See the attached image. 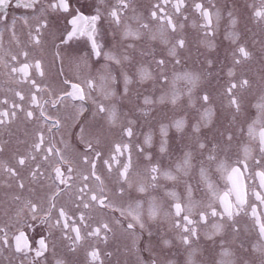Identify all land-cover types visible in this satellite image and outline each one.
<instances>
[{
	"label": "snow or ice",
	"instance_id": "6c2138e0",
	"mask_svg": "<svg viewBox=\"0 0 264 264\" xmlns=\"http://www.w3.org/2000/svg\"><path fill=\"white\" fill-rule=\"evenodd\" d=\"M10 2L0 0V13ZM88 6L81 4L73 9L70 0H16V8L27 12L19 18L22 28L26 29V40L20 39L16 19L6 24L5 30L10 32V45H15L18 51L4 48L0 31V68L4 69L7 82L16 85L6 89L13 98L6 95L0 99V131H8L19 114L32 122L34 128L32 142L23 152H11L9 142L0 140V154L11 152L7 158L0 155L3 186L18 190L11 196L14 215L0 225V264L17 261L18 264H105L99 245L107 244L109 234H115L114 227L131 240L128 251L136 255L135 264H205L198 244L200 226L209 240L223 237L231 229L232 239L219 241V259L212 264H254L245 255L248 248L239 241L241 228L237 218L241 216L250 221L244 235L256 237L251 252L256 254L259 264H264V94L255 103V118L246 129L239 128L241 133L246 131L247 140L241 148L242 157L238 155L234 160L226 154L233 134L221 133L222 141H206L202 135V128H209L215 116L207 93L200 97L203 111L197 110L199 118L191 125L190 144L175 161L168 138L169 127L183 134L188 128L186 118L175 119L171 125L162 124L158 144L152 131L144 133L142 141L134 144L136 121L118 107L121 99L130 98V86L157 80L168 85V90L156 101L145 96V106L157 102L181 106L183 96L192 101L201 74L185 71L174 73L171 78L166 74L169 58L176 65L181 64V52L188 43L184 30L189 22L192 28L202 31L205 38L202 43L211 49L214 44L210 38L215 36L221 22L226 21V38L237 44L234 65L250 60L252 53L238 43L235 11L228 10L225 17L212 0H208L207 7L203 2H195L192 12L198 13V18L189 21L186 0H156L147 17L137 12L135 0H96L91 5L94 14L86 15L81 8ZM248 7L252 18L264 25V0H254ZM55 12L72 16V30L66 36L58 35L59 43L53 41L54 57L61 62L59 74H64L65 59L72 73L70 78L60 81L69 87L59 91L44 83L43 52L46 37L51 34L49 14ZM108 31L112 32L113 43L105 40ZM74 37H86L90 50L84 55H73L61 49L62 44H68ZM152 42L163 45L166 55L157 58ZM137 54L149 56L151 60H138ZM207 63L211 69L212 61ZM234 75L229 69L228 76ZM180 81L184 82L183 88L177 87ZM118 83H122V91L117 90ZM249 87V80L242 79L230 82L225 89L233 122L243 112V92ZM88 103L95 109L91 120L85 116ZM141 111L147 117L150 109ZM114 129H119L123 142L110 139ZM58 132L64 134L59 141L55 138ZM66 136L76 139L75 147ZM165 156L170 161L166 168L160 163ZM140 158L147 163L141 166ZM250 160L260 169L251 175ZM194 171L198 177L195 186L183 179L192 176ZM217 175L218 179H214ZM161 179L172 181L173 187L166 188L159 183ZM218 180L224 182L223 189ZM247 180L254 182L249 185ZM180 183L184 184L183 193L176 190ZM108 184L115 187L110 189ZM33 185L47 191L39 195ZM157 189H163V197L149 195ZM197 191L201 193L199 198L195 195ZM65 197L67 200L60 203ZM96 208L118 212L127 220L126 225L120 219L97 218L93 215ZM161 223L168 225L167 231L154 234L152 225ZM37 229L40 233L46 230L47 234L30 239L29 233ZM54 229L59 231V240L53 236ZM144 233L147 239L141 249L139 242ZM173 250L183 259H173ZM141 251L149 254L147 261L141 258ZM81 253L84 260H80Z\"/></svg>",
	"mask_w": 264,
	"mask_h": 264
},
{
	"label": "flooded vegetation",
	"instance_id": "af4514ba",
	"mask_svg": "<svg viewBox=\"0 0 264 264\" xmlns=\"http://www.w3.org/2000/svg\"><path fill=\"white\" fill-rule=\"evenodd\" d=\"M42 2H52V0H42ZM73 9L79 7L81 4H87L88 7L81 8V11L88 15L94 14V10L91 8V5L96 3V0H70ZM156 0H135V6L137 12L141 13L145 17L148 16L149 11L151 10L152 4ZM195 2H203L205 6H208V0H186V4L189 10V21L194 18H198V13L192 12V6ZM213 3L223 12L224 16H227L228 10H234L238 19V24L236 31L240 35L239 44L244 45L251 53L252 58L247 61L241 62L240 65H234L233 63V53L237 48V44H233L229 39L226 38V21H222L220 27L217 29L214 37H211V41L214 44L213 48H208L205 43H202L205 38L202 35V31L198 28H192L191 23L189 22L186 26L184 33L187 40V47L181 52V64L176 65L174 61L169 58V63L167 65V75L169 78L172 77L174 73H182L185 71L196 72L201 74V82L197 89L193 93V99L189 102L187 96H183L180 101L181 106H173L170 103H154L150 106H145L143 104V99L145 96H149L154 101L158 100V97L168 90V85H162L161 81L157 80L154 83L149 81L143 85H132V91L130 93V98L126 97L121 99L118 102V107L122 112L128 113L131 119L136 121L134 129L137 133L133 137V143H139L143 139V134L152 131L156 143H159V128L163 125H171L172 121L178 118H186L188 122V128L185 129V132L178 133L174 127H169V143L173 150L172 160L175 161L178 156L182 154L181 150L185 146L190 144L188 134L191 131V125L196 122L199 118L197 110L200 112L203 111L202 100L200 97L207 93L210 97V106L215 110V116L213 118V124L209 128H202V135L206 137V141L214 140H223V137L220 136L221 133L233 134L234 139L231 145V148L227 150V156L231 159H236L237 156L242 157V145L246 142V131L241 133L239 131L240 127L246 129L247 124L251 122L253 118L257 115L255 108V103L258 100L261 94H264V25L258 24L254 18L251 16V9L248 5L252 4L254 0H212ZM27 12L24 9L16 8V0H11L10 5L2 13H0V31L3 32V44L4 48L8 49L11 47L13 50L18 51L15 48V45H10V32L5 30V25L9 24L12 20H17V32L20 34V39L26 40V29H23L21 24L22 21L19 19L23 15H26ZM6 17V19H5ZM72 16L68 13L55 12L49 14L50 19V28L51 34L46 37V46L43 52V58L45 61V70H46V80L44 83L51 85L56 90H60L64 87H69L66 85L60 84V81L65 78H70L72 73L69 69V62L67 59L64 60L63 70L64 74L61 76V62L59 59L54 57L55 48L53 47V41L59 43V40L56 39L58 35L63 33L65 36L67 32L72 30V25L70 24ZM106 29L108 25L104 26ZM54 34V35H53ZM105 40L108 43H113L112 32L108 31ZM86 37H74L68 44H62L61 49H66L67 53L73 55H84L85 52L90 50V44L86 45ZM152 47L155 48L156 56L159 58L162 55H166V49L163 45L158 42H152ZM136 58L138 60L150 61L151 57L144 56L141 57L137 54ZM93 60L95 58L93 57ZM212 61V68L209 69L208 61ZM95 67V65H93ZM152 68H155V65H152ZM229 69H232L235 73L233 77L228 76ZM242 79H248L250 87L245 89L243 95L245 97L244 109L243 112L239 115L235 122L232 121L231 109L227 107V96L224 94L225 89L228 87L230 82L238 81ZM8 87H16V85H10L7 82V77L4 75V69L0 68V99L4 96H8L10 99L13 98L11 93H8L6 89ZM25 90L27 85L22 86ZM117 90L122 91V83L117 84ZM177 87H184V82L180 81ZM74 103L79 104V101ZM195 104V107H192L191 104ZM89 109L85 113V116L91 120L92 112L95 110L94 106L91 103L85 105ZM204 107H208L205 105ZM149 108L150 112L147 117L144 116L141 109ZM79 125L76 126L78 129ZM34 132L33 123L27 122L23 119L22 114H19V118L12 125L8 131H0V140H7L9 142L8 147L11 152L19 150L23 152L28 144L32 142V133ZM64 135L62 132L55 134L57 141L60 140L61 136ZM65 139L75 147L77 141L72 136H66ZM110 139L116 142H123V138L120 136L119 129H114L110 133ZM11 152L0 154L3 158H7L11 155ZM223 155V154H222ZM199 159V157H197ZM133 160H137V155L133 151ZM147 161L140 158L141 166L145 165ZM160 163L163 167H169L170 161L167 156L163 157L160 160ZM99 167V165H98ZM260 170L259 166H256L251 160L249 161V175L254 171ZM26 175V174H25ZM197 176L195 171L192 176L183 178L188 180L194 186L196 185ZM214 179H218L214 177ZM4 177L0 176V225H3L5 222L10 220V217L14 215L15 205L12 202L11 196L14 192L18 191L16 188H7L3 186ZM256 184H258V177L254 178ZM253 180H247L249 185H252ZM107 183V181H106ZM160 184L164 185L166 188L171 189L173 187L172 181H166L161 179ZM218 185L221 189L224 188V182L218 180ZM34 188H37L38 194L43 195L47 189L42 188L39 185H33ZM110 189L114 188V184H108ZM176 190L180 193H183L184 184L180 183L176 186ZM135 195V193H134ZM149 195H155L157 197H163V189H157L155 191H150ZM196 198H199L201 193L197 191L195 193ZM67 200V197L64 200H61L60 203H64ZM251 201V197H250ZM55 215V214H54ZM93 215L97 218L103 219H120L123 224L126 225L127 220L120 217L118 212H111L108 209H99L96 208L93 211ZM196 218V217H194ZM238 219V226L241 228V236L239 241H243L245 247L248 248V252L245 254L249 259L254 261V264H259L258 257L256 254L251 252V244L256 242L255 234L251 237L244 235L245 227L250 224V221L247 217L241 216ZM213 219L210 218L209 223H212ZM168 225L166 223H161L159 225L153 224L152 230L154 234H163L167 231ZM137 227V232H139ZM114 235L109 234V240L107 244H100L99 247L102 249V258L105 261V264H135L137 259L136 255H133L128 251V246L131 243V240L127 237L122 230L118 227H114ZM39 234H47L46 230L44 233H40V230L37 229L36 232H30L29 238ZM53 236L59 240V231L54 229ZM200 240L198 244L203 253V259L205 264H212V261L219 259L218 253L220 251L219 241L221 239L231 240L232 233L231 229H228V232L223 237L217 236L212 240H209L204 234V227L200 226ZM147 239V234H143V239L139 242L141 249L145 247V242ZM237 241V244L239 243ZM112 253L111 256L105 255V253ZM181 254L183 249H180ZM239 255V252L237 253ZM140 256L142 259L147 261L149 259V254L146 251H141ZM173 259H183L182 255H176L175 250H173ZM80 260H84V254L81 253ZM6 264V262H5ZM18 264V261L16 262Z\"/></svg>",
	"mask_w": 264,
	"mask_h": 264
}]
</instances>
